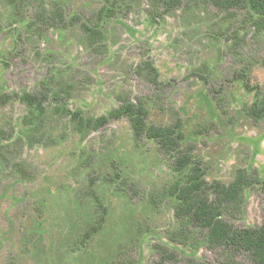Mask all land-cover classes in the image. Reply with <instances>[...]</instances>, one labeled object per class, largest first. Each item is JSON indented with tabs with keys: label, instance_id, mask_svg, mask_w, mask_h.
I'll return each mask as SVG.
<instances>
[{
	"label": "rangeland",
	"instance_id": "obj_1",
	"mask_svg": "<svg viewBox=\"0 0 264 264\" xmlns=\"http://www.w3.org/2000/svg\"><path fill=\"white\" fill-rule=\"evenodd\" d=\"M120 2L123 13L105 22L98 15L108 0H37L23 17L0 0V129L13 144L0 157V264H119L124 257L152 264L156 244L178 256L165 264H221L225 253L253 264L244 251L212 250L199 229L189 231L187 245L168 240L178 229L169 189L179 178L180 152L137 142L125 118L81 136L70 114L109 115L119 96L130 95L146 99L149 124L169 127L176 112L167 109L175 107L186 134L180 151L196 145L192 155L208 182L229 184L240 168H256L264 181V122L248 117L255 95L243 86L264 90V32L255 31L246 11L224 12L203 0H184L157 22L148 14L152 0ZM42 10L64 12L66 23L42 25ZM83 24L103 27L105 40L90 44ZM147 60L170 86L155 87L138 73ZM45 86L62 97L47 103L43 126L27 127L20 96ZM213 96L227 100L230 115ZM210 124L208 135L197 133ZM232 221L239 230L261 227L260 186L247 190L243 216Z\"/></svg>",
	"mask_w": 264,
	"mask_h": 264
},
{
	"label": "trees",
	"instance_id": "obj_2",
	"mask_svg": "<svg viewBox=\"0 0 264 264\" xmlns=\"http://www.w3.org/2000/svg\"><path fill=\"white\" fill-rule=\"evenodd\" d=\"M13 9L16 16L23 17L27 7L37 0H6ZM122 0H108L109 6L99 12V18L103 21H112L120 17ZM197 1V0H196ZM212 2L218 9L229 12L231 10L246 11L247 19L257 33L264 32V0H203ZM42 2V0H41ZM184 5V0H152V9L148 11L153 21L163 19L166 14L178 10ZM125 12V11H124ZM37 21L44 26H55L66 23V15L60 10L47 12L42 10L37 14ZM105 24V23H103ZM87 41L96 45L105 40L103 27L82 25ZM240 35L235 34L236 40ZM264 67V57L261 61ZM138 73L155 87L170 86L160 80V73L152 61H145L138 69ZM245 90L254 93L255 100L247 108V115L255 125L264 122V90L261 87H254L249 82L243 81ZM46 87V86H45ZM45 91L34 94L23 92L20 96L22 102L28 108V114L23 119L27 127H41L44 125L47 114V103L49 100L59 102L62 93L58 91ZM5 97V96H3ZM8 96L5 97L7 101ZM216 107L223 115H230V108L224 97H212ZM120 105L114 108L109 115L99 117H87L82 109L72 112L70 115L76 132L86 136L93 131L106 127L113 120L127 119L134 132L137 142L149 139L167 151L180 152L176 162V171L179 178L169 189L171 197L175 199V218L178 229L168 234V240L172 243L187 245L190 239V230L199 229L207 233L208 247L212 250L244 251L251 257L253 264H264V222L256 230H239L233 220L241 219L244 213L245 195L247 190L256 189L260 186L264 190V181L261 179L256 168H240L229 184L220 181L208 182L205 179L206 172L200 160L193 157L196 149L194 143H188L185 153H181L180 146L186 140L183 129V121L179 111L175 107L167 109L176 112L174 123L169 127L149 124V110L146 106V99L131 98L130 95L119 96ZM160 109L165 111L163 106ZM212 125H207L197 131L198 134L208 135ZM6 131L0 129V157L6 158L11 153L12 143L5 144ZM17 169L23 177H27L28 170L21 164ZM106 212V209H104ZM104 217L101 218L95 230L102 229ZM236 246L233 247V246ZM155 253L159 259L152 264H165L168 261L179 262L178 256L167 245L156 244ZM223 254L224 261L221 264L237 263L230 254ZM188 262V261H187ZM119 264H136L132 257H124ZM189 264H204L202 262L190 261Z\"/></svg>",
	"mask_w": 264,
	"mask_h": 264
}]
</instances>
